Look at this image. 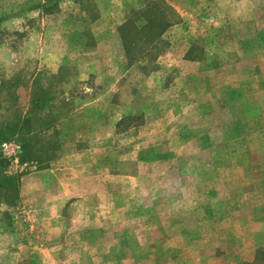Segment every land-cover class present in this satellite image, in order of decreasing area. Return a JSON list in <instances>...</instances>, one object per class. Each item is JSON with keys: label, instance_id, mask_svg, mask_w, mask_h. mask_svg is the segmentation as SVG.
I'll return each mask as SVG.
<instances>
[{"label": "rangeland", "instance_id": "rangeland-1", "mask_svg": "<svg viewBox=\"0 0 264 264\" xmlns=\"http://www.w3.org/2000/svg\"><path fill=\"white\" fill-rule=\"evenodd\" d=\"M28 1L0 0V17ZM181 2L183 25L165 44L134 27L126 60L119 43L108 61L87 60L71 88L50 78L34 95L27 76L0 94V144L24 148L17 163L0 156V182L47 168L68 182L69 197L54 205L63 207L59 264H255L264 251V76L258 47L245 42L253 28L216 0ZM48 18L57 19L37 17L39 35ZM14 29L0 30V42L13 45ZM100 62L107 76L95 74ZM48 205L37 211L50 215ZM20 206L25 226L36 207Z\"/></svg>", "mask_w": 264, "mask_h": 264}, {"label": "crops", "instance_id": "crops-1", "mask_svg": "<svg viewBox=\"0 0 264 264\" xmlns=\"http://www.w3.org/2000/svg\"><path fill=\"white\" fill-rule=\"evenodd\" d=\"M216 1L222 5V11L232 13L234 18L247 21L252 26L254 38L245 42L258 47L254 52V61L255 64L259 62L258 72L264 76V49L261 46L264 42V0ZM181 3V0H29L24 6L21 3L14 5L9 10L12 11L11 16L0 17V30L7 29V24H13L14 33L19 36L13 45H7L3 40L0 42V94L9 86L21 90L20 86L27 76L31 91L34 88V95L38 85L50 78H57L61 86L74 85L80 76H85L87 65L84 63L87 60L108 61L113 58L112 54L117 50L115 47L120 43L122 48L124 42H129L127 34L134 27L145 29L151 43L165 44L166 34L183 25ZM43 15L57 19H41L40 28L44 31L41 29L39 35L37 17ZM156 15H159V20H155ZM23 16L30 18L29 51L25 50L26 39L21 35ZM122 51L126 52L124 46ZM123 58L126 60L127 54L124 53ZM26 59L29 73L22 69V61ZM7 67L13 68L6 70ZM107 68L106 64L100 62L95 74L107 76L110 73ZM259 91H264V86ZM51 172L47 168L25 175L15 182L6 179L0 182V189L3 188L4 192L7 188L13 190L12 197L8 199L9 206H2L3 202L0 201V264L60 263L57 257L63 245H59L58 238L64 232L63 207L57 212L58 207L54 205L57 201L63 203L64 195L69 197V185L68 182L65 184L63 177L58 178L59 171L54 175ZM59 189L61 198H55ZM24 203L36 207L34 214L25 217L29 220L25 226L22 225L21 211L16 213L14 210L17 204L22 207ZM46 204L51 208L48 211L50 215L46 214L47 210L37 211L38 206L45 209ZM10 207L13 212L7 211ZM60 218L59 229H49L48 225L58 222ZM38 220L44 229H39ZM57 222L54 224L57 225ZM15 243H18L16 247ZM63 261L61 264H64Z\"/></svg>", "mask_w": 264, "mask_h": 264}, {"label": "built area", "instance_id": "built-area-1", "mask_svg": "<svg viewBox=\"0 0 264 264\" xmlns=\"http://www.w3.org/2000/svg\"><path fill=\"white\" fill-rule=\"evenodd\" d=\"M22 155L21 145L13 140H6L0 144V156L9 163H17Z\"/></svg>", "mask_w": 264, "mask_h": 264}, {"label": "trees", "instance_id": "trees-1", "mask_svg": "<svg viewBox=\"0 0 264 264\" xmlns=\"http://www.w3.org/2000/svg\"><path fill=\"white\" fill-rule=\"evenodd\" d=\"M124 48H125V51H126V54H127V57H128V53H129V51H130V44H129V42H124ZM15 125H18V122H14L13 123V128H15ZM10 135H12V134H10ZM26 147H27V145H25ZM26 147H25V149H26ZM21 149H22V153L24 154V148H23V146L21 145ZM264 260V251H260V252H258L257 253V256H256V258H255V264H257V262L258 261H261V260Z\"/></svg>", "mask_w": 264, "mask_h": 264}]
</instances>
